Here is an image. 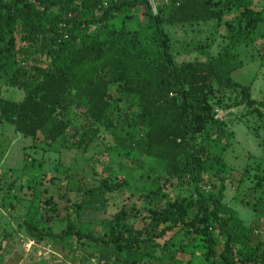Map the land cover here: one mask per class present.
I'll use <instances>...</instances> for the list:
<instances>
[{
    "label": "trees",
    "instance_id": "1",
    "mask_svg": "<svg viewBox=\"0 0 264 264\" xmlns=\"http://www.w3.org/2000/svg\"><path fill=\"white\" fill-rule=\"evenodd\" d=\"M158 1L0 0V80L23 92L17 101L0 96V168L12 144L6 128L33 148L39 143L83 152L107 132L112 142L106 152L136 154L131 167L152 183L139 190L141 208H121L100 231H88L83 216L106 212L108 193L127 180H110L112 164L103 178L88 183L80 179L85 168L58 160L56 172L67 179L64 194L74 190L67 181L78 179L79 199L60 205L64 194L57 201L52 195L32 198L15 231L0 230V251L22 231L37 244L87 241L103 264H149L148 251L171 254L174 239L179 251L190 246L219 264H264V238L255 236L260 226L264 232V161L242 173L227 169L223 152L213 148L222 141L227 146L233 133L211 102L223 90L237 91L240 103L264 119V99H253L250 86L231 78L244 64L243 51L264 44L258 5L264 0ZM167 28L182 35L172 38ZM227 181L236 203L253 212L249 224L224 202ZM13 185L3 192L0 183V203L8 211L21 208ZM62 223L55 232L53 225Z\"/></svg>",
    "mask_w": 264,
    "mask_h": 264
},
{
    "label": "rangeland",
    "instance_id": "2",
    "mask_svg": "<svg viewBox=\"0 0 264 264\" xmlns=\"http://www.w3.org/2000/svg\"><path fill=\"white\" fill-rule=\"evenodd\" d=\"M156 2L159 1L156 0ZM258 5L263 8L264 12V1L258 2ZM210 26L205 25L203 27L206 30H211ZM167 32L172 38L182 35V30L179 28H167ZM262 55H264V44L258 41L254 48L243 51L242 56H240L241 60L244 61L243 66L231 73V78L235 82L242 86H250L251 97L259 101L264 99V56L262 57ZM192 57L193 55H190L179 59H191ZM22 95V91L7 88L0 80L1 97L18 100ZM218 97L221 98L220 106L216 104ZM240 100L241 95H239V92L223 90L220 95L216 94L211 101L218 110L215 113L216 117L222 120L233 133L227 146L222 141L214 145L213 151L223 152L222 156L227 169L237 173H242L245 167L253 169L259 161H264V119H260L258 115L248 111L247 107L240 103ZM6 130L8 134L10 133L12 144L0 168V174L7 173L0 176L2 177L0 181L1 190L3 192L8 191V184L13 181L12 193H16L21 198V203L18 205L21 208L8 211V207H2V203H0V230L15 231L32 198L37 199L41 196L47 198L52 195L53 199L57 201L58 195L64 194L63 188L67 179H63L62 172H56L58 160L64 167L75 163L79 167L85 168L88 173L80 179L88 183L92 178H103L106 174L102 171L112 164L114 165L112 166L113 172L110 174V180L114 183L116 182L115 178L119 180L123 177L127 180V183L123 184L119 191L108 193L106 212L89 211L83 216L82 225L88 231H100L103 221L110 219L121 208L126 211L141 208L142 201L138 198L139 190L146 192L152 186V183L139 178V169L131 167L129 159L138 157L136 154L133 153L131 156L126 157L106 152V147L112 142V138L107 132H102L101 138H95L83 152L81 149L76 150V148L72 151L59 150L56 145H54V148L45 149L42 147L43 144L39 143L35 145L37 148H33L29 139H22L19 136L13 137L12 132H10L11 129L6 128ZM38 164L40 165L38 166ZM259 164L262 165V162ZM253 172L254 170L251 171V174ZM251 174L249 178L244 180L243 188L249 186ZM51 177H55L53 178L54 185L49 184L48 180ZM39 180L43 182V185L37 184ZM67 182L68 188L74 187V190L67 191L63 195V201L60 205L64 204L66 199H69V203L77 201L80 196V192L75 190L77 189L75 187L78 179L68 180ZM19 185L22 188H19ZM45 187H47V192L41 194L39 191ZM165 191L171 195L175 194V190L172 191L171 187L168 186H166ZM32 192L36 196H33ZM236 194L234 186L227 181L223 191L224 202L236 211L238 218L249 224L253 219V212L236 203ZM12 203H14V199H12ZM64 223L53 225V230L59 232L64 227ZM262 228L263 226H260L255 233L257 239L264 238ZM178 243L179 240L174 239L176 248L171 250V254L166 251L163 252L157 247L151 248L148 251L149 256L146 257L147 260L150 259L149 264H219L217 257L205 258L198 253H192L190 246L186 248L185 252L179 251ZM1 249L0 264H103L98 261L96 247H92L87 241L84 245L76 244L74 240L68 243L61 240H45L37 244L27 239L22 231L12 234V238L2 243ZM212 260H214V263Z\"/></svg>",
    "mask_w": 264,
    "mask_h": 264
},
{
    "label": "crops",
    "instance_id": "3",
    "mask_svg": "<svg viewBox=\"0 0 264 264\" xmlns=\"http://www.w3.org/2000/svg\"><path fill=\"white\" fill-rule=\"evenodd\" d=\"M20 99H21V98H20ZM9 100H12V101H17V100H14V99H9ZM18 100H19V99H18ZM252 220H253V219H252ZM252 220H251V221H252Z\"/></svg>",
    "mask_w": 264,
    "mask_h": 264
},
{
    "label": "built area",
    "instance_id": "4",
    "mask_svg": "<svg viewBox=\"0 0 264 264\" xmlns=\"http://www.w3.org/2000/svg\"><path fill=\"white\" fill-rule=\"evenodd\" d=\"M154 8V7H153ZM218 112V110L217 109H215V113H217Z\"/></svg>",
    "mask_w": 264,
    "mask_h": 264
}]
</instances>
